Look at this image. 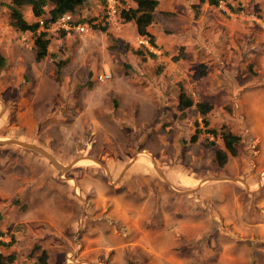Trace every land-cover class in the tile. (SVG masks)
I'll use <instances>...</instances> for the list:
<instances>
[{"label":"rangeland","instance_id":"1","mask_svg":"<svg viewBox=\"0 0 264 264\" xmlns=\"http://www.w3.org/2000/svg\"><path fill=\"white\" fill-rule=\"evenodd\" d=\"M6 1L0 133L65 167L0 145V252L11 264H33L36 244L47 264H264V0L197 12L196 0H159L155 47L86 0L72 19L87 31L48 27L39 62L31 34L8 25ZM178 84L210 104L209 127L240 136L222 166L203 143L212 136L188 142L203 127L194 107H176Z\"/></svg>","mask_w":264,"mask_h":264},{"label":"trees","instance_id":"2","mask_svg":"<svg viewBox=\"0 0 264 264\" xmlns=\"http://www.w3.org/2000/svg\"><path fill=\"white\" fill-rule=\"evenodd\" d=\"M120 4L118 7L117 18L120 22H132L135 28L137 36L143 37L149 43L150 46L155 47L154 36L149 31L148 27L151 25L154 18V11L158 5V0H117ZM220 0H196L191 4L194 11L197 12L199 6L206 3L211 6H216ZM86 0H7L5 7L8 15V25L14 30L19 32H29L31 34V48L34 54V61H41L47 54V46L49 38L46 36L45 30L49 25L54 22L61 14L69 13L74 14L77 9L82 6ZM103 2V0H102ZM104 4V2H103ZM122 5V6H121ZM28 8L33 20L26 19L23 13V9ZM229 11H235L228 5ZM41 20L40 25L38 21ZM105 23L102 26H96L100 30H105ZM95 27V26H93ZM141 47V46H139ZM143 47L135 49V53L142 54ZM144 52L149 57H153L154 53L144 49ZM181 56H172L173 60H177ZM62 62H56L57 67ZM3 65V58L0 56V67ZM205 72L204 66H200L194 73L203 74ZM176 107L178 109H184L194 107L200 114L202 127L201 130L198 124L195 123V129L189 136L188 142L194 143L197 139V135L203 131L213 137V140L204 138L203 143L206 147L212 149L213 161L217 166H222L228 157L235 156L237 154V146L240 142V136L227 129L224 125L215 129L209 127L208 121L205 119V114L211 110L210 104L205 101H196L188 97L182 86L178 84V93L176 99ZM219 138L221 146H217L214 142L215 138ZM9 147V146H8ZM12 240L10 239L9 242ZM39 250L35 255L33 264H47V252L45 248H40L37 244L34 245L28 255L32 252ZM14 260V254L0 252V264H11Z\"/></svg>","mask_w":264,"mask_h":264},{"label":"built area","instance_id":"3","mask_svg":"<svg viewBox=\"0 0 264 264\" xmlns=\"http://www.w3.org/2000/svg\"><path fill=\"white\" fill-rule=\"evenodd\" d=\"M222 1V0H220ZM219 1V2H220ZM104 6H105V19L106 20H111L115 15H117L118 12V7L119 3L117 0H103ZM218 2V5H219ZM221 6V5H220ZM223 11H226L224 7H221ZM38 23L41 25L42 21L39 20ZM49 27L53 28H61L64 30H70V29H75L76 31L80 32H86L87 31V26L85 24H79V23H73V19L71 14L69 13H63L61 14L54 22H52ZM138 41L146 46V39L139 38ZM109 77V74H98L97 78L99 80H104ZM6 242V238L0 236V243L1 242Z\"/></svg>","mask_w":264,"mask_h":264},{"label":"water","instance_id":"4","mask_svg":"<svg viewBox=\"0 0 264 264\" xmlns=\"http://www.w3.org/2000/svg\"><path fill=\"white\" fill-rule=\"evenodd\" d=\"M0 144H13L25 149H30L32 151H35L41 155H43L53 166L58 167L60 169H64L65 167L62 166L60 163H58L51 155H49L47 152H45L43 149L39 148L38 146L27 143L18 139L14 138H1Z\"/></svg>","mask_w":264,"mask_h":264},{"label":"crops","instance_id":"5","mask_svg":"<svg viewBox=\"0 0 264 264\" xmlns=\"http://www.w3.org/2000/svg\"><path fill=\"white\" fill-rule=\"evenodd\" d=\"M159 5H160V1L158 0V5H157V7H158ZM157 7H156V9H155V11H154V14H155V12H156V10H157ZM154 14H153V15H154ZM131 23H132V22H131ZM132 24H133V23H132ZM3 134H4V133H0V139H1V138H2V139H3V138H6V136H4ZM24 142H27V141H24ZM27 143H29V142H27ZM0 145H1V144H0ZM0 244H2V243H0ZM42 248H43V247H42Z\"/></svg>","mask_w":264,"mask_h":264}]
</instances>
